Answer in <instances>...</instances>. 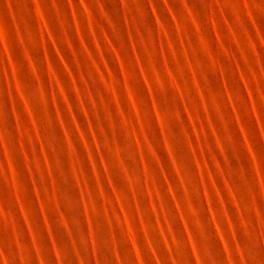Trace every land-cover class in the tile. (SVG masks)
Segmentation results:
<instances>
[{"label":"rangeland","instance_id":"1","mask_svg":"<svg viewBox=\"0 0 264 264\" xmlns=\"http://www.w3.org/2000/svg\"><path fill=\"white\" fill-rule=\"evenodd\" d=\"M0 264H264V0H0Z\"/></svg>","mask_w":264,"mask_h":264}]
</instances>
